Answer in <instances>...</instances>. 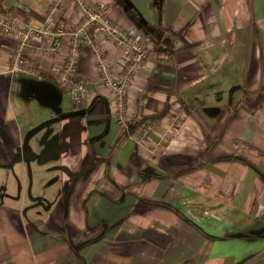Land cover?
<instances>
[{
    "label": "crops",
    "instance_id": "1",
    "mask_svg": "<svg viewBox=\"0 0 264 264\" xmlns=\"http://www.w3.org/2000/svg\"><path fill=\"white\" fill-rule=\"evenodd\" d=\"M52 2L0 0V14L41 25ZM89 2L150 46L129 136L91 47L75 107L49 74L65 43L34 56L37 75H11L0 37V264H264V0ZM143 121L156 130L138 145Z\"/></svg>",
    "mask_w": 264,
    "mask_h": 264
},
{
    "label": "built area",
    "instance_id": "2",
    "mask_svg": "<svg viewBox=\"0 0 264 264\" xmlns=\"http://www.w3.org/2000/svg\"><path fill=\"white\" fill-rule=\"evenodd\" d=\"M71 7L74 13L71 23L64 18L62 0H53L44 10L41 25L30 20L29 9L23 10L24 15L0 14V37L13 43L8 72L11 75H37L39 69L34 56L43 53L48 57L53 54L52 46L65 43V60L50 67L49 74L59 87L69 91L74 106L79 107L88 98L90 88L78 72V61L81 49L91 47L100 89L110 99L120 134L126 138L132 120L129 109L131 90L137 74L148 68L150 46L146 43V35L118 20L104 3L71 0ZM106 46L117 53L118 68L114 69L108 60ZM155 130L156 123L143 121L131 136L138 145H142Z\"/></svg>",
    "mask_w": 264,
    "mask_h": 264
},
{
    "label": "trees",
    "instance_id": "3",
    "mask_svg": "<svg viewBox=\"0 0 264 264\" xmlns=\"http://www.w3.org/2000/svg\"><path fill=\"white\" fill-rule=\"evenodd\" d=\"M119 4V3H118Z\"/></svg>",
    "mask_w": 264,
    "mask_h": 264
}]
</instances>
